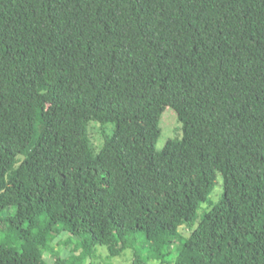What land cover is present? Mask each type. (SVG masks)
Wrapping results in <instances>:
<instances>
[{
  "label": "trees",
  "instance_id": "obj_1",
  "mask_svg": "<svg viewBox=\"0 0 264 264\" xmlns=\"http://www.w3.org/2000/svg\"><path fill=\"white\" fill-rule=\"evenodd\" d=\"M97 247L264 264V0H0V264Z\"/></svg>",
  "mask_w": 264,
  "mask_h": 264
},
{
  "label": "rangeland",
  "instance_id": "obj_2",
  "mask_svg": "<svg viewBox=\"0 0 264 264\" xmlns=\"http://www.w3.org/2000/svg\"><path fill=\"white\" fill-rule=\"evenodd\" d=\"M52 114L51 107L47 106L43 109V118L48 120ZM159 127L161 134L156 145L157 151H161L165 148L167 143L171 140H180L182 138V125L178 121L177 115L172 109H166L163 113ZM112 130V129H111ZM89 133L92 139L94 146L99 149L102 144V139L99 132V125L97 123H92L89 129ZM218 190V191H217ZM217 191V192H216ZM215 193L212 195V201L215 203L219 200L220 194L222 193V181L218 180V183L215 188ZM207 204L202 205L199 210V216L202 215L204 209L207 207ZM181 232L184 235H188L189 231L185 227L181 228ZM66 241V237L62 236L52 242V246L59 251L60 257H67L70 255L68 248L60 246L61 243ZM156 250L152 252V257H154ZM132 261V254L129 250H126L123 255L118 257H110L107 251L103 247H97L93 258H91L87 264H130Z\"/></svg>",
  "mask_w": 264,
  "mask_h": 264
}]
</instances>
